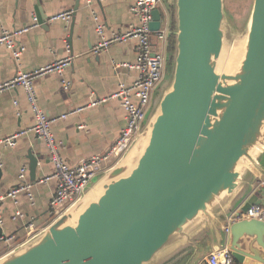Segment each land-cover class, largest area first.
I'll return each mask as SVG.
<instances>
[{
	"label": "water",
	"instance_id": "obj_1",
	"mask_svg": "<svg viewBox=\"0 0 264 264\" xmlns=\"http://www.w3.org/2000/svg\"><path fill=\"white\" fill-rule=\"evenodd\" d=\"M165 1L176 46L138 137L71 207L0 264H155L178 242L196 246L192 233L203 222L219 230L223 245L216 217L225 219L264 175V0H253L245 37L226 54L224 0ZM162 16L154 10L153 32ZM37 20L47 24L40 12ZM237 44H244L243 55L229 62L232 71L224 70L229 64L219 69ZM260 203L253 193L242 210ZM228 243L237 264H264V221L233 222Z\"/></svg>",
	"mask_w": 264,
	"mask_h": 264
},
{
	"label": "crops",
	"instance_id": "obj_2",
	"mask_svg": "<svg viewBox=\"0 0 264 264\" xmlns=\"http://www.w3.org/2000/svg\"><path fill=\"white\" fill-rule=\"evenodd\" d=\"M163 2L167 7V2ZM75 3L76 0H0V36L4 30L13 32L29 27L28 31L17 36V45L24 48L19 58H15L13 51L6 45H0V85L21 72L47 66L69 54L72 56V63L63 75L50 72L34 80L40 108L54 117L86 107L93 99L113 94L121 83L129 84L137 75L134 69L121 67L114 70L113 67L114 62L133 64L136 61V40L112 43L107 49L95 52L101 40L97 33L95 15L105 22L107 36H111L114 31H126L137 21L132 11L134 0H81L76 15H72L69 21L51 20L59 13L74 9ZM38 12L47 17V24L35 27L34 17H37ZM168 13L170 20L169 9ZM72 21L74 25L71 31ZM70 36L71 46L68 41ZM63 77L71 83L68 90L62 85ZM34 122V112L23 87L0 92V138L26 130ZM125 123V111L120 102L110 99L99 107L88 108L57 120L53 124V132L63 144V157L69 164L76 165L85 158L105 154L117 140ZM0 157V194H6L23 181L34 184L53 172L47 144L34 132L21 136L13 148L0 145ZM33 159L37 160L36 165ZM22 169L25 170V177L20 179ZM55 186V180L33 185L34 203L29 201L25 192H20L16 199L4 200L0 258L40 234L54 221L49 202ZM255 186L256 179L250 182L246 194L226 214L225 219L216 217V226L222 232L223 244L228 239L223 230L226 218L247 197L258 193ZM18 210L23 216L14 220ZM29 223L35 225V230L29 232ZM218 232L209 223L203 222L192 233L196 246H185L178 242L161 254L155 264H203L207 254L220 246ZM12 235L16 236L15 241L7 242L6 238Z\"/></svg>",
	"mask_w": 264,
	"mask_h": 264
},
{
	"label": "built area",
	"instance_id": "obj_3",
	"mask_svg": "<svg viewBox=\"0 0 264 264\" xmlns=\"http://www.w3.org/2000/svg\"><path fill=\"white\" fill-rule=\"evenodd\" d=\"M164 8V9H161ZM159 9L162 12V26L157 32L151 30L154 10ZM132 11L137 19L136 23L130 25L129 29L123 32L114 31L111 36L106 35V24L95 15L97 21V33L100 36V42L95 47V52L107 49L112 43L126 42L136 40L137 59L132 63H113L114 70L121 67L131 68L137 72L134 80L129 83H121L119 88L113 94L91 100L86 107L78 108L60 116L54 117L40 108L38 104L37 92L34 80L50 72H57L61 75L72 63L71 54L61 58L47 66L35 69L29 72H21L15 78L0 85V92L23 87L26 92L28 102L30 103L35 116L33 125L19 133L0 138V145L13 148L17 145L21 136L28 132H34L40 139L47 144L50 160L53 164V172L42 180H37L34 184L21 182L17 187L11 189L6 194H0V227L4 224L3 202L7 198L16 199L20 192L28 195L29 201L34 203L32 194L33 185L41 184L49 180H55V192L49 202V210L56 219L71 207L83 194L89 184L109 167H112L129 149L135 139L138 137L147 116L151 110L154 97L164 80L169 64V52L167 51L168 37L170 34V20L167 7L163 0H134ZM74 9L59 13L51 20L64 19L69 21L73 15ZM33 26H39L37 17H34ZM29 27L9 32L4 30L0 36V45H6L13 51L15 58H19L24 50L17 45V36ZM152 38L156 41L155 53L152 50ZM161 43V50L160 44ZM71 46V45H69ZM70 52V49H68ZM63 87L68 90L71 83L62 78ZM110 99H116L120 102L125 111L126 123L121 129L117 140L103 155H94L81 160L76 165H71L61 153L62 142L58 141L53 132V124L59 119H65L70 114L83 111L88 108L99 107L102 103ZM17 104V102H15ZM2 160L0 157V169ZM25 177V170L22 169L20 179ZM255 191L260 196L261 203L252 205L248 211L242 210V205L231 211L226 218V224L223 230L227 234L230 232V226L233 222L244 218H256L264 221V175L256 178ZM21 211H17L13 219L22 217ZM27 229L35 230V225L29 223ZM16 236L12 235L6 238L7 242H14ZM207 264H236L235 258L229 247L228 239L222 246H216L205 257Z\"/></svg>",
	"mask_w": 264,
	"mask_h": 264
},
{
	"label": "rangeland",
	"instance_id": "obj_4",
	"mask_svg": "<svg viewBox=\"0 0 264 264\" xmlns=\"http://www.w3.org/2000/svg\"><path fill=\"white\" fill-rule=\"evenodd\" d=\"M224 3L227 15L224 24L226 38L223 52L226 54L234 43L241 41L245 37L247 30L245 25L250 16L253 0H224ZM159 45L161 50V43ZM226 60L222 59L220 67H223Z\"/></svg>",
	"mask_w": 264,
	"mask_h": 264
},
{
	"label": "bare ground",
	"instance_id": "obj_5",
	"mask_svg": "<svg viewBox=\"0 0 264 264\" xmlns=\"http://www.w3.org/2000/svg\"><path fill=\"white\" fill-rule=\"evenodd\" d=\"M243 45L244 44H237L236 48L234 49V51L231 54V57L229 58L230 61L226 60L225 64H229V62L236 63L237 61H239L240 57L243 55V48H242ZM221 61H222V59L219 61V67H220V64L222 63ZM219 69L223 70V67H220ZM224 70L225 71H232L231 63L229 65H227L224 68Z\"/></svg>",
	"mask_w": 264,
	"mask_h": 264
},
{
	"label": "trees",
	"instance_id": "obj_6",
	"mask_svg": "<svg viewBox=\"0 0 264 264\" xmlns=\"http://www.w3.org/2000/svg\"><path fill=\"white\" fill-rule=\"evenodd\" d=\"M170 27H171V31H170V34L168 37V46H167V51L169 52V54H171L172 52L175 51V46H176V37H175V32H174L175 31V24L173 23L172 26L170 25Z\"/></svg>",
	"mask_w": 264,
	"mask_h": 264
}]
</instances>
